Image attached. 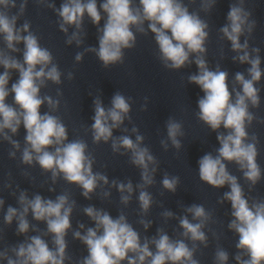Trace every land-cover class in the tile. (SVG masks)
Returning <instances> with one entry per match:
<instances>
[{
    "label": "clouds",
    "instance_id": "1",
    "mask_svg": "<svg viewBox=\"0 0 264 264\" xmlns=\"http://www.w3.org/2000/svg\"><path fill=\"white\" fill-rule=\"evenodd\" d=\"M37 2L46 4L55 12L59 18V30L66 35L68 45H83L85 16L97 27L99 46L86 47L83 52H77V63L82 62L85 53L90 52L106 69L123 64L124 50L136 46V33L147 35L148 31L154 35L159 59L165 68L180 70L195 63L198 72L190 74L187 79L188 83L199 86L204 93L197 102V117L217 132L220 144L216 155L207 153L198 160L199 179L212 188L219 189L225 185L230 188L218 203L231 204L232 219L227 227L239 237L234 257L237 264H264V200L250 203L238 178L227 167V163H235L249 183V190L262 179V170L257 163L259 141L255 135L249 137L247 128L257 119L249 109L250 106L258 108L260 105V89L255 85L261 81L264 71L261 69L260 49L250 48L249 45L256 21L251 18L252 12L245 8V0H235L229 5L227 22L219 29L221 38L230 42L231 51L235 53L233 62L250 66L247 78L244 73H235L231 90L229 73L222 70L219 64L215 70L210 69L205 59L209 24L197 12H190L183 0H139L135 6L133 0H103L99 6L97 0H63L59 8L48 0ZM216 3L217 0H201V10L210 12ZM27 4L28 0H20L19 4L16 0H0V38L4 44L0 48V66L4 68L0 74V138L14 149L9 152V157L14 159L17 151L21 152L24 165L38 164L43 172L51 173L53 184L62 177L67 183L77 185L83 197L89 200L98 188L110 186L120 193L121 203L127 206L134 191L138 190L139 206L142 214L146 215L154 202L147 188L155 183L159 161L147 146H143L145 138L137 127L131 128L135 140L129 135H113L114 130L122 128L125 120L131 121V97L117 91L111 98L110 107H105L100 96L95 97L91 132L93 143L111 141L114 153H131L130 163L141 170L142 182L135 187L131 179L126 183L116 179L109 181L106 174L94 172L96 161L88 152L87 143L81 139L69 141L67 127L59 117L51 114L59 108L60 101L49 95L42 97L41 89L49 81L60 85L62 72L54 63L51 51L42 47L39 37L31 31L30 22L17 26ZM12 9L17 11L11 14ZM102 20L103 27L100 26ZM69 28L74 29L70 35ZM241 37H244L243 42ZM21 43L24 45L22 60L12 55L21 52L17 47ZM13 70L19 73V79L9 88ZM67 79H74V74L68 72ZM10 94H13L15 106L6 103ZM57 95L62 93L58 90ZM45 104L49 111L41 114L40 108ZM142 107L147 110V97ZM21 125L26 130L22 149L20 142L13 139ZM165 126L167 139L160 141L161 146L167 151L170 141L179 151L182 148L179 137L184 135L182 123L169 117ZM221 127L226 134L220 131ZM122 130L125 133L129 131L126 127ZM161 184L163 189L175 194L180 178L165 172ZM6 186L11 187L10 184ZM49 191L54 192L55 189L49 188ZM110 195L109 191H103L105 198ZM17 201L18 208L7 207L4 223L11 226L16 221V234L24 235L25 240L0 250V261H6V264H65L66 260H70L66 236L72 230L71 217L76 202L70 200L67 194L57 195L55 200L40 194L29 198L26 190L20 191ZM4 204V199L0 198V209L4 208ZM184 211L187 215L178 217L183 239L173 240L167 232L158 228L156 236L145 237L142 241L123 212L114 219L103 209L91 205L84 207V214L94 222L95 227L86 228L83 223H78V230L72 231L73 238L81 241L88 251L78 264H122L124 261L127 264H200L194 258L197 244L208 246L204 229L212 217L199 204L187 206ZM29 213L35 221L46 223L47 228L41 235L28 236L30 230L41 231L30 224L27 219ZM162 216L165 220L176 218L171 210H165ZM139 223L145 230L152 225V221L144 219ZM45 236H51L53 247H49L43 238ZM186 240L191 241L192 247ZM228 261L229 253L218 247L214 264H228Z\"/></svg>",
    "mask_w": 264,
    "mask_h": 264
}]
</instances>
